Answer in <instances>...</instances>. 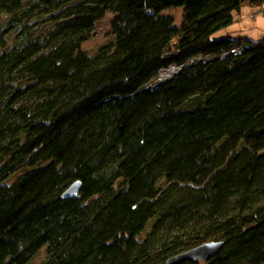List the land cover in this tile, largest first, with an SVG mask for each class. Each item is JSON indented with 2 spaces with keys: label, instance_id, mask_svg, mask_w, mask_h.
<instances>
[{
  "label": "trees",
  "instance_id": "trees-1",
  "mask_svg": "<svg viewBox=\"0 0 264 264\" xmlns=\"http://www.w3.org/2000/svg\"><path fill=\"white\" fill-rule=\"evenodd\" d=\"M246 5L0 0V264H264V37L221 33Z\"/></svg>",
  "mask_w": 264,
  "mask_h": 264
},
{
  "label": "rangeland",
  "instance_id": "rangeland-1",
  "mask_svg": "<svg viewBox=\"0 0 264 264\" xmlns=\"http://www.w3.org/2000/svg\"><path fill=\"white\" fill-rule=\"evenodd\" d=\"M178 10L168 9L165 11V14L172 13L176 16V23L179 24L181 22V10L182 7H178ZM171 10V11H169ZM252 7L246 5L243 8L242 15H240L237 20L228 26V28L224 29L221 33L226 32V34H230L231 36H239L242 31L253 30L251 33L252 38L260 39L264 37V11L262 13H258V15L254 14V10ZM253 14V15H252ZM112 13L108 12L105 17L96 22L93 33L91 35L90 40L83 44V49L89 52L95 51L99 46L108 42L113 38V31L111 29V19ZM249 33H243V36H247ZM249 36V35H248ZM179 68V67H178ZM180 69V68H179ZM168 182L166 179H160L158 182V187H166ZM46 248V247H45ZM46 258V253L44 249H41L39 253H37L33 259L28 264H40ZM223 263V261H222Z\"/></svg>",
  "mask_w": 264,
  "mask_h": 264
},
{
  "label": "water",
  "instance_id": "water-1",
  "mask_svg": "<svg viewBox=\"0 0 264 264\" xmlns=\"http://www.w3.org/2000/svg\"><path fill=\"white\" fill-rule=\"evenodd\" d=\"M175 74L179 72V68H176ZM174 74V75H175ZM173 75V76H174ZM172 76V77H173ZM171 77V78H172ZM171 78L166 79V80H159L152 86V88H155L163 83L168 82ZM82 185L80 181L74 182L64 193V197L69 198V197H77L81 191ZM224 246L223 241H211L207 243H203L199 246H196L188 251L182 252L178 255L173 256L168 260V264H178L180 262L186 261V260H208L212 256H216L219 254L221 249Z\"/></svg>",
  "mask_w": 264,
  "mask_h": 264
},
{
  "label": "bare ground",
  "instance_id": "bare-ground-1",
  "mask_svg": "<svg viewBox=\"0 0 264 264\" xmlns=\"http://www.w3.org/2000/svg\"><path fill=\"white\" fill-rule=\"evenodd\" d=\"M176 70H177L176 67L171 66L169 69L162 72L160 79L166 80L171 78L175 74Z\"/></svg>",
  "mask_w": 264,
  "mask_h": 264
},
{
  "label": "crops",
  "instance_id": "crops-1",
  "mask_svg": "<svg viewBox=\"0 0 264 264\" xmlns=\"http://www.w3.org/2000/svg\"><path fill=\"white\" fill-rule=\"evenodd\" d=\"M251 11H252V10H251ZM258 11H259L258 9H255L253 12H254V14H256V13H258ZM252 15H253V14H252ZM252 31H253V30H251V31H250V30H247V31H242V30H241V34H243V33H245V34L249 33L248 35L251 36V35L253 34V33H251Z\"/></svg>",
  "mask_w": 264,
  "mask_h": 264
},
{
  "label": "clouds",
  "instance_id": "clouds-1",
  "mask_svg": "<svg viewBox=\"0 0 264 264\" xmlns=\"http://www.w3.org/2000/svg\"><path fill=\"white\" fill-rule=\"evenodd\" d=\"M175 67V66H174ZM176 68H178V67H176Z\"/></svg>",
  "mask_w": 264,
  "mask_h": 264
}]
</instances>
